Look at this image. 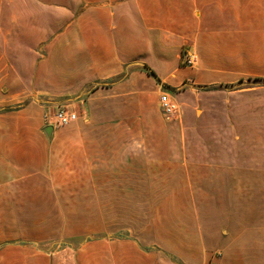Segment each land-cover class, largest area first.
Here are the masks:
<instances>
[{
    "label": "crops",
    "instance_id": "crops-1",
    "mask_svg": "<svg viewBox=\"0 0 264 264\" xmlns=\"http://www.w3.org/2000/svg\"><path fill=\"white\" fill-rule=\"evenodd\" d=\"M246 81L264 82V0H0V264H264V160L200 149L213 129L194 116ZM163 90L181 120L160 111ZM58 103L82 114L47 133ZM151 204L190 206V229L160 215L138 243L131 216ZM23 216H126L134 238L24 243Z\"/></svg>",
    "mask_w": 264,
    "mask_h": 264
},
{
    "label": "rangeland",
    "instance_id": "rangeland-1",
    "mask_svg": "<svg viewBox=\"0 0 264 264\" xmlns=\"http://www.w3.org/2000/svg\"><path fill=\"white\" fill-rule=\"evenodd\" d=\"M256 84H258L257 86H262L258 91H253L254 89L245 90H252L249 93H240L242 91H238L240 88L245 89L247 87H253ZM256 84L246 81L243 84H237L234 88L224 87V93L201 99V104L205 108L197 105L194 108V116H206V121L210 122V124L205 122L206 125H204L203 128H207L208 132L213 129V137L210 136V141H207L208 133L206 129L200 131V134H202L201 137L205 139L200 140V149H204L207 144V146H211L215 148V150L227 153L233 151V153L236 154L242 153L248 156L252 155L264 160V82ZM230 90L233 92H228ZM159 94L160 93H158V95ZM214 103L218 104L215 108L212 107ZM59 105L72 106L69 103H58L51 107V110ZM179 106L180 115L177 117V120H181L183 115L180 103ZM81 110L82 109H77L78 117L82 114ZM20 115H17V117ZM29 115L33 116V114ZM164 117L174 118L173 116L165 115ZM1 127L2 131H6L4 126ZM215 136L218 139L213 140ZM189 207L190 206L186 205L175 206L168 204L163 206L159 204L144 206V211L136 213V216H131L132 223L130 226L134 225L135 238L125 236L126 233L124 230L126 229L124 228H127L128 221H123V218L126 216H102L99 220L96 219V216H29L33 218L32 221H27V217L23 216L25 219L23 221V230L26 231L24 232L23 241L24 243L52 244L58 247L80 245L90 243V241L95 239H101L96 234H100L101 232L106 234L109 230V236L106 238L126 239L125 237H129L141 243L142 241L139 242V240H142L143 237L138 235H142L144 231L146 232V238H153L150 235V230L153 226L156 228L158 227L160 215L167 218L168 225L170 224L173 226L176 224L177 227L187 232V230L190 229L192 216H181V212L184 211L183 215H189L192 212L191 210L187 211ZM43 211L44 209L39 212L40 215ZM200 217L203 219L206 218V216ZM27 223L30 225L27 226ZM72 226L78 228L79 231L85 234L78 237L65 236L64 233ZM28 234H31L32 238L26 237ZM167 254L173 261L177 260V263H179L178 260L182 257L190 255L186 252L178 257L176 254L174 255V253L168 252ZM218 255V252L212 254L196 253L192 256V263L215 264L213 260H215Z\"/></svg>",
    "mask_w": 264,
    "mask_h": 264
},
{
    "label": "built area",
    "instance_id": "built-area-1",
    "mask_svg": "<svg viewBox=\"0 0 264 264\" xmlns=\"http://www.w3.org/2000/svg\"><path fill=\"white\" fill-rule=\"evenodd\" d=\"M182 64L192 66L196 63V53L189 47H184L181 54ZM158 106L160 111L165 116L178 117L180 115V106L173 94L168 91H161L158 98ZM78 118V113L65 105L56 106L53 110L47 109L43 115L46 125L62 126L75 121Z\"/></svg>",
    "mask_w": 264,
    "mask_h": 264
},
{
    "label": "water",
    "instance_id": "water-1",
    "mask_svg": "<svg viewBox=\"0 0 264 264\" xmlns=\"http://www.w3.org/2000/svg\"><path fill=\"white\" fill-rule=\"evenodd\" d=\"M44 130L47 132V133H50L51 131H52V126H46L45 128H44Z\"/></svg>",
    "mask_w": 264,
    "mask_h": 264
},
{
    "label": "trees",
    "instance_id": "trees-1",
    "mask_svg": "<svg viewBox=\"0 0 264 264\" xmlns=\"http://www.w3.org/2000/svg\"><path fill=\"white\" fill-rule=\"evenodd\" d=\"M148 71H149L150 74H153L154 75V73H153L152 70H148ZM164 88H167L168 89V87H166V86H164Z\"/></svg>",
    "mask_w": 264,
    "mask_h": 264
}]
</instances>
